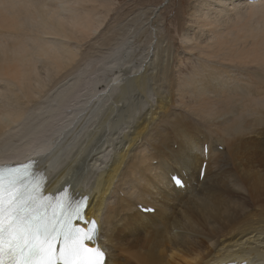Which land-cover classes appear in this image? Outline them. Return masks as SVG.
I'll return each mask as SVG.
<instances>
[{
	"label": "bare ground",
	"instance_id": "obj_1",
	"mask_svg": "<svg viewBox=\"0 0 264 264\" xmlns=\"http://www.w3.org/2000/svg\"><path fill=\"white\" fill-rule=\"evenodd\" d=\"M107 1L0 0V161L86 191L104 264H264L261 4L192 0L176 48L157 6L111 23Z\"/></svg>",
	"mask_w": 264,
	"mask_h": 264
},
{
	"label": "snow or ice",
	"instance_id": "obj_2",
	"mask_svg": "<svg viewBox=\"0 0 264 264\" xmlns=\"http://www.w3.org/2000/svg\"><path fill=\"white\" fill-rule=\"evenodd\" d=\"M256 11L261 18L260 32L264 36V3ZM35 145L41 147V141H35ZM53 150L55 146H50L46 152ZM36 163L35 159H30L28 163L0 167L4 199L0 264H104L97 243L102 217L89 215L92 197L86 191L75 201L69 197L62 219L55 213L35 215L41 208L51 207L48 204L36 206L33 195ZM130 196L135 197L136 193L132 192Z\"/></svg>",
	"mask_w": 264,
	"mask_h": 264
},
{
	"label": "rangeland",
	"instance_id": "obj_3",
	"mask_svg": "<svg viewBox=\"0 0 264 264\" xmlns=\"http://www.w3.org/2000/svg\"><path fill=\"white\" fill-rule=\"evenodd\" d=\"M107 2L111 4L107 22L111 23L119 21L123 16H128L135 10L155 8L157 6L163 18L168 39L176 48L180 47L179 40L181 31L185 27L188 10L190 8L188 3L192 2V0H108ZM153 27V24H143L139 27L138 31L134 32V35L145 37L146 41L143 43H148L151 40V30ZM83 47L85 48L86 46L84 45ZM258 217L259 213L251 210L249 213V221L251 218L257 219Z\"/></svg>",
	"mask_w": 264,
	"mask_h": 264
}]
</instances>
